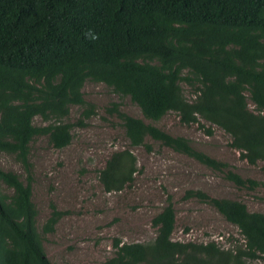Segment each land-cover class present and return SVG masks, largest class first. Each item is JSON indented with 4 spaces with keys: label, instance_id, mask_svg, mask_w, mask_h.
Here are the masks:
<instances>
[{
    "label": "trees",
    "instance_id": "16d2710c",
    "mask_svg": "<svg viewBox=\"0 0 264 264\" xmlns=\"http://www.w3.org/2000/svg\"><path fill=\"white\" fill-rule=\"evenodd\" d=\"M86 81L103 83L138 107L142 118L112 105L131 147L149 152V139L223 174L237 188L260 185L144 120L173 113L180 124L196 125L207 136L215 127L248 165L264 163V0H0V152L14 155L27 173L24 184L0 169V183L12 191L0 194V264H53L42 235L53 232L62 213L51 206L38 232L29 144L39 136L54 149L71 143L73 125L63 119L71 107L85 105ZM92 113L85 110L84 116ZM35 117L48 124L34 125ZM134 171L130 152H117L99 180L107 192L120 191ZM183 199L211 206L238 229L242 242L224 249L215 242L173 241L175 212L167 197L151 220L154 240H116L104 264L264 259V213L200 190L185 191Z\"/></svg>",
    "mask_w": 264,
    "mask_h": 264
},
{
    "label": "rangeland",
    "instance_id": "374dc122",
    "mask_svg": "<svg viewBox=\"0 0 264 264\" xmlns=\"http://www.w3.org/2000/svg\"><path fill=\"white\" fill-rule=\"evenodd\" d=\"M182 88L187 95V89ZM82 92L85 105L71 107L63 119L73 125L68 146L54 149L43 136L29 144L38 232L41 234L51 206L62 213L53 232L41 234L43 250L51 263L104 264L112 256L116 240L152 242L156 229L151 220L166 205L167 197L175 212L173 241L215 242L224 249L242 242L238 229L211 206L183 196L185 191L200 190L213 198L238 200L249 212L264 213V163L248 165L228 147L229 138L221 130L213 127V134L207 136L196 125L180 124L173 113L157 122L144 121L174 137L187 139L196 150L227 163L242 178L260 185L255 190L237 188L223 174L149 139V152L142 146L131 147L112 105L117 104L127 115L142 118L138 107L103 83L86 81ZM89 109L93 113L85 117ZM33 124L45 126L48 122L35 117ZM121 151H129L134 158L133 181L123 190L107 192L99 180V171L112 154ZM0 169L16 174L26 184L27 173L14 155L0 152ZM0 194L9 197L12 191L0 183ZM247 264H264V259Z\"/></svg>",
    "mask_w": 264,
    "mask_h": 264
}]
</instances>
